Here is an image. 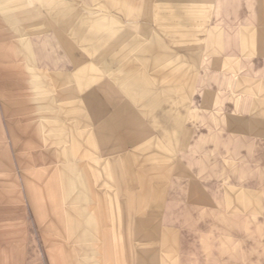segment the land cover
Listing matches in <instances>:
<instances>
[{
	"label": "rangeland",
	"instance_id": "obj_1",
	"mask_svg": "<svg viewBox=\"0 0 264 264\" xmlns=\"http://www.w3.org/2000/svg\"><path fill=\"white\" fill-rule=\"evenodd\" d=\"M253 3L0 0V264H264V142L220 42ZM130 113L149 135L108 152Z\"/></svg>",
	"mask_w": 264,
	"mask_h": 264
},
{
	"label": "crops",
	"instance_id": "obj_2",
	"mask_svg": "<svg viewBox=\"0 0 264 264\" xmlns=\"http://www.w3.org/2000/svg\"><path fill=\"white\" fill-rule=\"evenodd\" d=\"M253 1V5L250 8H247L245 11L243 9V14L241 15L240 13V16H238V19H236L234 22L236 23L235 27L238 30L237 35L235 37L231 35L221 36L220 42L222 44V61L225 62L226 60L227 66L234 64L233 67L235 66L237 72V86L235 88L233 87L232 89L236 90L237 92L240 90L242 84L245 85V83H242L243 77L251 79V84L248 83L249 85L247 84V86L243 87L242 92L245 99H247V102L243 100L241 101L240 98H237L236 101L238 114L242 115L244 119L249 117L250 114L252 115V118L247 120V123L250 124L251 122L253 128L251 129V124L249 127H246L244 121L238 117L236 120H238L237 122H239V125L236 132L237 136H239V133H242L243 135L241 138L238 137V140H251L249 138H254L255 145V142H258L259 144L261 140L264 142V1L262 2V0H259V3H257L258 0ZM245 12H248V15H245ZM242 28H248L250 31H252V34H245ZM224 68L225 66L222 67V69ZM234 79L235 78H232L231 81L234 82ZM228 84L229 80L227 82L223 80V89L227 88L228 90ZM221 96L223 98L224 94ZM213 101V95L206 92L203 98V107L205 109H210L207 110V113L211 114L213 112ZM223 106L224 104L221 105V107ZM232 108L234 109V105H232ZM129 109L132 110L131 107ZM130 115V120L125 123L121 121L122 124H119L118 126H115L113 129L109 130V134L111 133L116 135L114 138H112L110 135L109 139H114L116 142L114 145L112 144L110 147L105 149L108 150V152H112V150L116 147L122 150L125 148V146L127 147L132 143L141 141L149 135V127H147L148 125L145 121H143L144 119L141 117H135L132 113H130ZM192 115L195 117L194 112ZM209 116L210 115H206L202 123L201 121H198L200 124L204 125L202 126V129H204L205 126L206 129L209 127V124L211 123V120H207ZM109 120L110 121L107 123L109 125L108 129L112 127V123H115L116 120L118 121L116 124L120 123L118 116H112ZM240 124H244V126H241ZM193 125V123H189L188 134L190 138L193 137V132H196V129L194 130L193 128ZM194 126H196V124ZM249 131H252L251 134H253L254 137H251ZM103 132L107 133V128H104ZM106 143H110V140H108ZM259 146H263L262 143Z\"/></svg>",
	"mask_w": 264,
	"mask_h": 264
}]
</instances>
